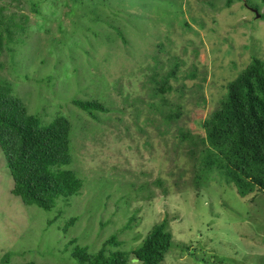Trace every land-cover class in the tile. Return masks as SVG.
<instances>
[{"label":"rangeland","instance_id":"rangeland-1","mask_svg":"<svg viewBox=\"0 0 264 264\" xmlns=\"http://www.w3.org/2000/svg\"><path fill=\"white\" fill-rule=\"evenodd\" d=\"M254 58L264 0H0V86L44 123L69 120L67 168L83 183L50 211L26 205L0 147V264H77L76 244L141 264L133 250L164 220L174 244L162 264H264V189L242 197L219 173L196 184L180 138L205 136Z\"/></svg>","mask_w":264,"mask_h":264},{"label":"trees","instance_id":"trees-1","mask_svg":"<svg viewBox=\"0 0 264 264\" xmlns=\"http://www.w3.org/2000/svg\"><path fill=\"white\" fill-rule=\"evenodd\" d=\"M176 69L161 79V90L169 89L168 80ZM157 72L153 79L156 81ZM158 82V81H157ZM87 111H103L96 101L74 100ZM172 118L171 115H165ZM205 136L180 133L189 153L195 156L196 184L219 173L233 184L242 197L264 189V62L254 58L228 84L220 106L203 122ZM0 147L6 158L14 187L13 195L26 205H37L50 211L61 200L80 193L82 180L67 166L71 161L70 124L64 116L44 123L36 114H29L24 103L13 94L9 85L0 86ZM73 223V222H72ZM118 245L115 237L108 244ZM166 220L155 225L142 244L133 250L141 264H162L173 247ZM72 257L77 264H128V252L97 253L76 244ZM34 264V263H26Z\"/></svg>","mask_w":264,"mask_h":264},{"label":"water","instance_id":"water-1","mask_svg":"<svg viewBox=\"0 0 264 264\" xmlns=\"http://www.w3.org/2000/svg\"><path fill=\"white\" fill-rule=\"evenodd\" d=\"M256 14H257V16H260L259 14H258V12H257V9H252Z\"/></svg>","mask_w":264,"mask_h":264}]
</instances>
